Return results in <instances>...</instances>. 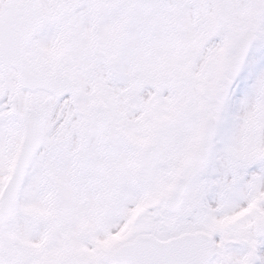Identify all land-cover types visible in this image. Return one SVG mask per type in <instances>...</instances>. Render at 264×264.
Segmentation results:
<instances>
[{"label": "snow or ice", "instance_id": "1", "mask_svg": "<svg viewBox=\"0 0 264 264\" xmlns=\"http://www.w3.org/2000/svg\"><path fill=\"white\" fill-rule=\"evenodd\" d=\"M0 264H264V0H0Z\"/></svg>", "mask_w": 264, "mask_h": 264}]
</instances>
